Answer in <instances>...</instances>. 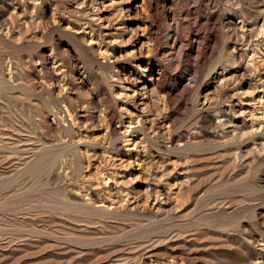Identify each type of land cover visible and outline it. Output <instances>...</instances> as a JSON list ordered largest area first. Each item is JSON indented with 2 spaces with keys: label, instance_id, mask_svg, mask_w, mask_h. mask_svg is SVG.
<instances>
[{
  "label": "rangeland",
  "instance_id": "rangeland-1",
  "mask_svg": "<svg viewBox=\"0 0 264 264\" xmlns=\"http://www.w3.org/2000/svg\"><path fill=\"white\" fill-rule=\"evenodd\" d=\"M264 0H0V264H264Z\"/></svg>",
  "mask_w": 264,
  "mask_h": 264
},
{
  "label": "bare ground",
  "instance_id": "bare-ground-1",
  "mask_svg": "<svg viewBox=\"0 0 264 264\" xmlns=\"http://www.w3.org/2000/svg\"><path fill=\"white\" fill-rule=\"evenodd\" d=\"M262 33H264V32L262 31Z\"/></svg>",
  "mask_w": 264,
  "mask_h": 264
}]
</instances>
